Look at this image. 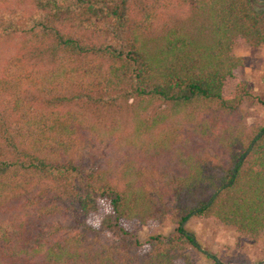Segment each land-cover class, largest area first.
Masks as SVG:
<instances>
[{"label": "trees", "instance_id": "obj_1", "mask_svg": "<svg viewBox=\"0 0 264 264\" xmlns=\"http://www.w3.org/2000/svg\"><path fill=\"white\" fill-rule=\"evenodd\" d=\"M184 3L0 0V39L15 46L0 62V264H199L182 226L193 211L264 236V125L238 119L243 82L223 92L241 64L232 46L264 47V1ZM174 4L183 13L172 16ZM124 103L131 144L173 116L190 122L188 143L139 144L150 167L84 157L87 139L98 151L112 137L87 113ZM172 219L171 233H132Z\"/></svg>", "mask_w": 264, "mask_h": 264}, {"label": "rangeland", "instance_id": "obj_2", "mask_svg": "<svg viewBox=\"0 0 264 264\" xmlns=\"http://www.w3.org/2000/svg\"><path fill=\"white\" fill-rule=\"evenodd\" d=\"M262 1L264 0H251V4L254 8H258ZM191 2L192 0H185L186 9L189 8L188 5ZM175 5L177 7L172 16L183 13L182 9L177 4ZM183 9L185 11V8ZM14 51L15 46L12 41L0 39V62ZM231 53L241 59V64L233 71L232 77L224 81L223 92L231 94L236 85L243 82L248 96L241 101L238 119L246 126L264 125V47L262 45L249 47L241 43H235L232 46ZM126 106L128 105L124 103L120 109L112 113H87L88 118L97 122V130L100 129V132L106 133L107 128H111L112 137L109 140L106 139L104 145L98 151H96V141H88L87 139L85 143L89 147L80 149L84 157L88 158V155L93 154L96 161L107 158L115 164L127 158H139L146 167H150L154 164L151 155L146 152H139V144L146 145L156 135L161 137L163 134L174 137L175 142L172 143V147L174 145L175 148L180 147L183 144L186 146L188 143L190 122H187L182 116H173L169 120L167 119L165 123L159 124L146 132L139 140L132 142L135 144H131L128 137L131 136L134 127L135 115L133 116V112ZM166 155L168 154L163 153L161 158L166 157ZM168 161L169 159L166 157L158 159L156 164L159 169H162L169 164ZM172 170L177 171L178 168L172 167ZM12 210L15 211L14 214L17 217L19 214L17 208H12ZM9 214L8 212L4 216ZM154 222L135 223L132 227V233L142 242L155 231L168 234L177 226V221L173 219L166 220L162 224ZM182 226L195 236L197 247L186 246L185 252L190 260L196 263L208 264L211 259H216L221 264H264V236L252 239L240 238L233 227L212 224L195 215V211L188 215ZM32 230L34 228L31 229V233Z\"/></svg>", "mask_w": 264, "mask_h": 264}, {"label": "water", "instance_id": "obj_3", "mask_svg": "<svg viewBox=\"0 0 264 264\" xmlns=\"http://www.w3.org/2000/svg\"><path fill=\"white\" fill-rule=\"evenodd\" d=\"M192 213H193V212H192ZM192 213H191V214H192ZM183 222H184V221H183ZM183 222H182V224H183ZM215 261L218 262L216 259H215Z\"/></svg>", "mask_w": 264, "mask_h": 264}]
</instances>
